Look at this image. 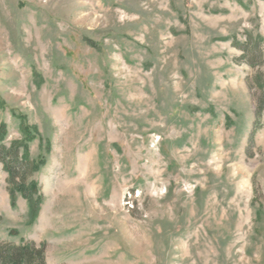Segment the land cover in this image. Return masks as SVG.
<instances>
[{"label":"rangeland","instance_id":"rangeland-1","mask_svg":"<svg viewBox=\"0 0 264 264\" xmlns=\"http://www.w3.org/2000/svg\"><path fill=\"white\" fill-rule=\"evenodd\" d=\"M250 38L264 0H0L4 145L37 129L40 170L16 166L43 198L32 222L12 207L0 160V243L45 264H264Z\"/></svg>","mask_w":264,"mask_h":264},{"label":"trees","instance_id":"trees-1","mask_svg":"<svg viewBox=\"0 0 264 264\" xmlns=\"http://www.w3.org/2000/svg\"><path fill=\"white\" fill-rule=\"evenodd\" d=\"M264 39L259 38L253 40L250 38L244 44H241L239 48L242 49L243 59L252 68L257 64V52L260 59H262V45ZM255 46V47H254ZM252 47L256 49L252 50ZM256 88L259 90V96L257 98V106L254 116V124L252 130V139L257 136L260 130L264 129V77L258 76L255 80ZM22 134L25 138V142H15L11 148L7 149L4 145V141L8 135L7 127L0 125V160L4 164V169L9 174V183L12 185L11 191V205L15 207L16 198L15 195L20 194L22 198L29 202V212L31 222L35 220L39 215V208L42 204L43 198L39 195V188L37 183L31 182V185H27L25 179H21L19 176V168L22 166H31L32 172H38L39 166L32 164L29 155V142L36 139L38 131L35 127L26 126L21 123ZM22 152L21 157L19 152ZM15 163V165H14ZM17 163L19 164L17 167ZM22 164V165H21ZM45 249L44 246L36 247L34 244H21L19 246H12L7 243H0V264H45Z\"/></svg>","mask_w":264,"mask_h":264}]
</instances>
